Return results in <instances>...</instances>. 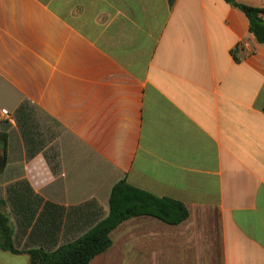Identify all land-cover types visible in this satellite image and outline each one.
<instances>
[{
    "label": "crops",
    "instance_id": "1",
    "mask_svg": "<svg viewBox=\"0 0 264 264\" xmlns=\"http://www.w3.org/2000/svg\"><path fill=\"white\" fill-rule=\"evenodd\" d=\"M1 133L0 264L80 238L122 180L189 218L126 220L91 264H264V44L224 0H0Z\"/></svg>",
    "mask_w": 264,
    "mask_h": 264
},
{
    "label": "trees",
    "instance_id": "2",
    "mask_svg": "<svg viewBox=\"0 0 264 264\" xmlns=\"http://www.w3.org/2000/svg\"><path fill=\"white\" fill-rule=\"evenodd\" d=\"M234 8L244 12L250 22V32L257 42L264 44V7H253L237 0H224ZM236 58V57H235ZM237 59V58H236ZM8 136L0 134V151L6 154ZM0 202V248L15 254L14 230L8 215ZM150 216L168 225H178L189 218V212L181 202L159 198L146 191L129 185L126 180L118 182L110 196V213L88 232L75 241L64 244L54 251L32 249L27 251L29 264H91L98 255L113 245L111 234L124 221L135 217Z\"/></svg>",
    "mask_w": 264,
    "mask_h": 264
},
{
    "label": "rangeland",
    "instance_id": "3",
    "mask_svg": "<svg viewBox=\"0 0 264 264\" xmlns=\"http://www.w3.org/2000/svg\"><path fill=\"white\" fill-rule=\"evenodd\" d=\"M114 251H115V254H117L118 255V257H117V259L115 260L116 262H118L119 263V255L122 253L123 254V242H122V240H120L119 239V237L118 236H115L114 237ZM122 260V259H121ZM136 261H141L142 263L143 262H148L149 264H153L154 263V261H155V259L154 258H145V259H143V258H139V259H135ZM213 260V264H221V262H220V257H218V258H213L212 259Z\"/></svg>",
    "mask_w": 264,
    "mask_h": 264
},
{
    "label": "built area",
    "instance_id": "4",
    "mask_svg": "<svg viewBox=\"0 0 264 264\" xmlns=\"http://www.w3.org/2000/svg\"><path fill=\"white\" fill-rule=\"evenodd\" d=\"M2 115L7 116L8 117V111L7 110H2Z\"/></svg>",
    "mask_w": 264,
    "mask_h": 264
},
{
    "label": "water",
    "instance_id": "5",
    "mask_svg": "<svg viewBox=\"0 0 264 264\" xmlns=\"http://www.w3.org/2000/svg\"><path fill=\"white\" fill-rule=\"evenodd\" d=\"M3 161L0 159V169L2 167Z\"/></svg>",
    "mask_w": 264,
    "mask_h": 264
}]
</instances>
